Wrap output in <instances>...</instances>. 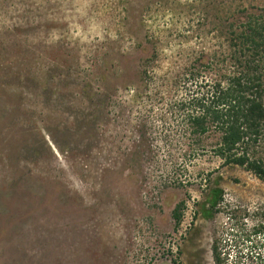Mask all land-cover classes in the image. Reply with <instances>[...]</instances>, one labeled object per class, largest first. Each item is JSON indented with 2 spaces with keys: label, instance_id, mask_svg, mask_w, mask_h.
<instances>
[{
  "label": "rangeland",
  "instance_id": "1",
  "mask_svg": "<svg viewBox=\"0 0 264 264\" xmlns=\"http://www.w3.org/2000/svg\"><path fill=\"white\" fill-rule=\"evenodd\" d=\"M246 12L264 0H0V264H264V182L184 158L157 100Z\"/></svg>",
  "mask_w": 264,
  "mask_h": 264
},
{
  "label": "trees",
  "instance_id": "2",
  "mask_svg": "<svg viewBox=\"0 0 264 264\" xmlns=\"http://www.w3.org/2000/svg\"><path fill=\"white\" fill-rule=\"evenodd\" d=\"M229 47L224 58L194 59L169 79L157 99L165 104L161 124L165 131L175 126L178 140H187L188 161L213 156L264 182V18L246 12L231 30ZM164 140L170 143L167 135ZM179 209L172 214L176 225ZM213 258L223 264L216 247Z\"/></svg>",
  "mask_w": 264,
  "mask_h": 264
}]
</instances>
